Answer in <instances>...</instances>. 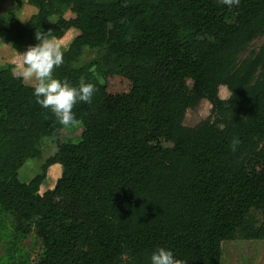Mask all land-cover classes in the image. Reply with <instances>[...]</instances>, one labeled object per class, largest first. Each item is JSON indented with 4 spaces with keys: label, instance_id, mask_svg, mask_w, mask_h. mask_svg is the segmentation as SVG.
<instances>
[{
    "label": "trees",
    "instance_id": "trees-1",
    "mask_svg": "<svg viewBox=\"0 0 264 264\" xmlns=\"http://www.w3.org/2000/svg\"><path fill=\"white\" fill-rule=\"evenodd\" d=\"M26 4L37 14L0 18L2 41L26 49L36 31L57 41L74 31L53 75L96 89L64 126L12 66L0 68V208L40 239L36 264H149L157 247L186 264H222L223 244L264 242V44L238 62L264 32V0ZM84 47L103 55L72 67ZM202 103L209 116L187 124ZM42 138L62 173L38 194L41 177L24 184L16 171Z\"/></svg>",
    "mask_w": 264,
    "mask_h": 264
},
{
    "label": "rangeland",
    "instance_id": "rangeland-1",
    "mask_svg": "<svg viewBox=\"0 0 264 264\" xmlns=\"http://www.w3.org/2000/svg\"><path fill=\"white\" fill-rule=\"evenodd\" d=\"M19 4V6H18ZM37 14V9L26 4V0H0V18L5 23L10 16H14L19 23H26ZM72 15L67 13L65 18ZM57 17L49 19L55 23ZM75 32L69 31L61 40L57 41L52 35L50 38L59 43L64 52ZM35 36V35H34ZM264 44V32L256 40L251 42L239 56V63L253 57ZM25 50V45L13 47L0 38V68L12 66L13 72L20 68L21 57L18 53ZM103 55V51L84 47L79 59L71 63L72 67H84L92 65L94 61ZM94 78L102 82L96 73L95 67L90 68ZM26 84H29L25 82ZM227 92L220 91V97L226 99ZM210 107L202 103L199 108L189 112L186 117L187 124H194L199 119L209 116ZM56 147L49 138H42L36 145V155L26 161L16 171V178L20 183L27 184L36 177H41L38 194L51 190L62 173V167L49 160L55 155ZM43 255V246L40 239L33 232L22 234L15 230L13 214L0 208V264H36ZM222 264H264V242L252 243H225L222 246Z\"/></svg>",
    "mask_w": 264,
    "mask_h": 264
},
{
    "label": "clouds",
    "instance_id": "clouds-1",
    "mask_svg": "<svg viewBox=\"0 0 264 264\" xmlns=\"http://www.w3.org/2000/svg\"><path fill=\"white\" fill-rule=\"evenodd\" d=\"M228 8L237 7L240 0H220ZM36 44L27 47L22 53L19 70L14 76L32 86V95L37 104L49 109L61 125L74 123L73 106L78 102L91 103L96 91L95 85L81 80L78 86L71 85L53 75L55 68L64 62L63 51L59 43L50 38V33L35 32ZM233 137L230 143L232 150L239 144ZM149 264H186L174 256L170 249L157 247L149 257Z\"/></svg>",
    "mask_w": 264,
    "mask_h": 264
}]
</instances>
